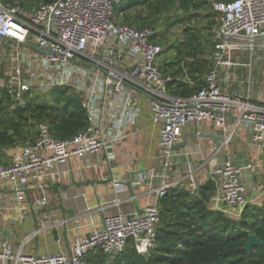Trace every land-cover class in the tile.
Returning <instances> with one entry per match:
<instances>
[{"label":"built area","instance_id":"1","mask_svg":"<svg viewBox=\"0 0 264 264\" xmlns=\"http://www.w3.org/2000/svg\"><path fill=\"white\" fill-rule=\"evenodd\" d=\"M121 1L54 0L32 11L0 2V61L8 67L6 85L12 104L24 106V95L31 91L46 95L54 87H68L78 95L86 113V126L68 139L54 138L47 124L38 125L34 141L24 145L8 164H0V200L5 191L17 202L29 195L30 205L41 209L48 202L46 182L51 171L72 158L99 152L110 163L112 150L144 108L151 123L159 126L158 155L164 170L160 177L165 180L141 213L106 216L102 226L73 237L70 255H28L3 242L0 264H88L87 255L97 251L112 261L129 240L139 255H148L156 246L159 200L183 182L166 181L165 172L171 168L170 159L178 162L173 147L188 124L210 123L219 131V148L209 154L220 159L210 171L214 190L208 208L237 219L248 203L240 178L252 165H235L229 146L245 128L249 145L264 152V108L252 103L248 94L223 90L220 83H227L231 72L238 69L245 72L244 83H256L251 69L257 55L264 53V0L211 1L218 20L213 30V66L202 86L188 96L169 89L176 79L160 69L162 47L156 42V31L149 27L136 31L115 21L113 9ZM184 77L185 83L193 85L186 73ZM111 182L116 191L125 190L115 179ZM257 188L263 190L262 185ZM190 189L195 192L197 187L191 183ZM119 205L116 199L113 206ZM109 206L111 202L96 208L103 212Z\"/></svg>","mask_w":264,"mask_h":264},{"label":"trees","instance_id":"2","mask_svg":"<svg viewBox=\"0 0 264 264\" xmlns=\"http://www.w3.org/2000/svg\"><path fill=\"white\" fill-rule=\"evenodd\" d=\"M53 1L0 0L4 6L14 5L26 11ZM211 1L123 0L114 6L117 23L136 31L153 28L156 42L162 44V53L174 51L173 59H164L159 66L164 75L176 79L173 88L169 85L175 95L188 96L198 90L213 66L212 61L203 57L202 30L193 25L194 21L198 24L203 11L206 16L212 13L217 16ZM174 26H181L179 40L166 44L168 31ZM184 73L193 85L183 81ZM26 95L24 106H14L6 82L0 87V152L33 142L37 137L33 128L41 123L47 124L52 137L57 139L71 138L86 126V113L78 95L68 87L52 88L42 101L28 99ZM261 180L264 188V173ZM213 190L210 180L195 192L182 186L170 188L159 200L156 246L148 255H139L129 240L112 261L97 251L87 255L88 264H264V245L252 246L248 251L243 249L250 235L264 243V198L260 205L247 203L240 216L231 219L208 208Z\"/></svg>","mask_w":264,"mask_h":264},{"label":"crops","instance_id":"3","mask_svg":"<svg viewBox=\"0 0 264 264\" xmlns=\"http://www.w3.org/2000/svg\"><path fill=\"white\" fill-rule=\"evenodd\" d=\"M255 62L260 72L264 53L257 55ZM231 73L227 83H220L221 88L248 94L252 103L264 108V89L256 88V83L250 86L244 83L243 69ZM212 133L219 137V131L210 123L199 126L188 124L183 129L181 141L174 149L178 162L175 164L174 159L169 160L171 168L165 172L166 181L182 179L180 186L190 189L191 183L198 188L210 180V164L220 159L209 156L211 149L215 148L209 137ZM158 135L159 126L151 123L148 110L144 108L135 125L128 127L127 135L112 150L114 158L110 163H107L105 153L99 152L83 159L72 158L66 165L51 171L46 182L48 202L41 209L30 205L29 195L17 202L9 191H5L0 200V248L3 242H7L13 250L20 247L28 255L68 253L73 237L102 226V216L140 212L147 203L154 201V190L165 180L160 177L164 170L158 155ZM182 144L184 146L180 147ZM229 150L235 165H252L251 170L242 171L240 180L246 188L248 203L260 205L264 198L261 184L264 152L249 145L248 130L245 128H241L234 137ZM17 152L10 149L7 164ZM190 173H193L192 178H189ZM112 179L125 190L116 191ZM259 185H262V191L258 190ZM116 199L120 200L117 207L113 206ZM106 202H111L112 206L99 212L96 207ZM31 234L32 237L27 240Z\"/></svg>","mask_w":264,"mask_h":264},{"label":"rangeland","instance_id":"4","mask_svg":"<svg viewBox=\"0 0 264 264\" xmlns=\"http://www.w3.org/2000/svg\"><path fill=\"white\" fill-rule=\"evenodd\" d=\"M41 6V5H39ZM211 13V11H209ZM205 12H201L200 13V17L198 20V24L193 23V25H196L199 29H201V43L204 47V58L207 59V61H212L211 58V44L213 45V30L216 27L217 24V16H214L213 13L209 14V16H206V14H204ZM208 22H211L208 24ZM208 24V25H207ZM209 26V28H208ZM181 31V26H174L172 27L169 31H168V35L166 36V44L169 43H176L177 40H179V33ZM162 47V44H161ZM174 51L171 50H166L164 53H162L161 55H159L158 57V64L161 65L162 61L165 60H172L173 59V54ZM246 60V59H245ZM212 63V62H211ZM252 72H253V79L256 81V88H260L261 91H263L262 89H264V63H263V67L260 68V72H259V68H258V64L256 62H254L253 67L251 69V77H252ZM259 72V76L258 79L256 78L257 73ZM7 74H8V67L6 65V62L4 61H0V87H2V85L6 82L7 80ZM181 78V77H180ZM183 81L187 82L186 77H183ZM190 81L192 82V80L190 79ZM259 81V83L257 82ZM47 95V94H46ZM46 95H40L37 94L34 91H31L30 93H28L26 95V98L28 99H33V100H44L47 99L45 96ZM37 131V128H33V132L35 133ZM24 145H18L15 146L14 148H9L6 150H3L0 152V164H7V162L9 161V151L10 149L12 150V152H17L19 150V148L21 149ZM261 184H263V180H261ZM248 195V194H246ZM231 219H236V217H231Z\"/></svg>","mask_w":264,"mask_h":264},{"label":"water","instance_id":"5","mask_svg":"<svg viewBox=\"0 0 264 264\" xmlns=\"http://www.w3.org/2000/svg\"><path fill=\"white\" fill-rule=\"evenodd\" d=\"M209 137L212 139L214 147L216 149L219 148V140L220 137H218L217 135H215V133H212L211 135H209ZM184 146V144L180 145V147ZM178 146H174L173 150L176 149ZM219 162V159L217 158L216 160H214L211 164L210 167L212 168V166H214L215 164H217ZM142 211H140L139 213H141ZM127 216V215H126ZM104 218L105 216H102V221L104 222ZM260 245H264V243L259 240L255 235H250L248 237V240L246 242V244L244 245L243 249L245 251H248L252 246H260ZM68 254L70 255V251L68 252Z\"/></svg>","mask_w":264,"mask_h":264}]
</instances>
